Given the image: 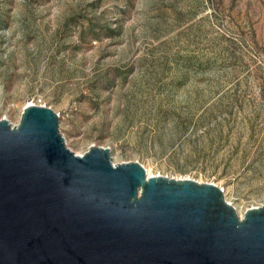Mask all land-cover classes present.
Instances as JSON below:
<instances>
[{"label":"rangeland","instance_id":"1","mask_svg":"<svg viewBox=\"0 0 264 264\" xmlns=\"http://www.w3.org/2000/svg\"><path fill=\"white\" fill-rule=\"evenodd\" d=\"M264 205V0H0V120Z\"/></svg>","mask_w":264,"mask_h":264},{"label":"water","instance_id":"2","mask_svg":"<svg viewBox=\"0 0 264 264\" xmlns=\"http://www.w3.org/2000/svg\"><path fill=\"white\" fill-rule=\"evenodd\" d=\"M59 126L47 105L0 120V264H264V205L240 217L217 184L77 154Z\"/></svg>","mask_w":264,"mask_h":264},{"label":"bare ground","instance_id":"3","mask_svg":"<svg viewBox=\"0 0 264 264\" xmlns=\"http://www.w3.org/2000/svg\"><path fill=\"white\" fill-rule=\"evenodd\" d=\"M31 104H34V103H30V104H28V105H31ZM36 105H38V104H36ZM26 106H27V105H26ZM10 124H11V123H10ZM77 154H78V153H77ZM146 172H147V171H146ZM148 176L150 177V176H152V175H148ZM239 216H240V217H243L244 215L242 216V215L239 214Z\"/></svg>","mask_w":264,"mask_h":264}]
</instances>
